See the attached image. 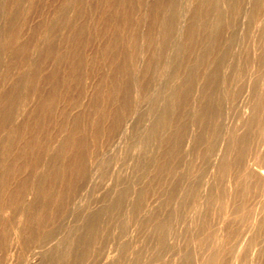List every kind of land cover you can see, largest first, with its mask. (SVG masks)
<instances>
[{"label":"bare ground","instance_id":"bare-ground-1","mask_svg":"<svg viewBox=\"0 0 264 264\" xmlns=\"http://www.w3.org/2000/svg\"><path fill=\"white\" fill-rule=\"evenodd\" d=\"M27 1V7L32 9L46 4L49 6L47 10L53 6L56 9L57 2L61 6L55 13L51 8L49 11L54 13L51 15L40 10L43 14H38L42 18L33 28L30 27L32 34L41 33L43 43H33V46L31 43L35 36L33 40L25 31L24 37L29 39L22 38L21 27L12 25L11 31L7 29L9 33L6 30V36L0 29L4 37L0 38V49H6L9 54L2 74L10 82V87L0 92V264H41L48 252L58 251L64 239H71L72 244L77 242L79 248L75 250L62 244L66 248L59 251V256L57 254L58 257L48 260L45 256L47 261L43 264H63L70 256L75 257L69 264H153L152 261L160 259L159 254L173 242V230L180 213L189 197L192 199L193 193L198 194L194 187L202 180L198 179L201 173L200 176L197 173L208 171L209 161L212 175L205 180L202 174L204 182L198 196L193 198L195 201L192 200L194 206L186 211L189 214L183 221V227L190 234L189 238L186 237L188 235L184 237L195 241V251L187 247L182 250L181 247L176 257L171 253L173 259L164 263L264 264V122L260 121L262 118L254 120L259 111H264V83L258 90L255 85L251 86L254 92L261 86L263 89L257 98L250 91L256 99H250L254 102L246 107H252V112L249 111L245 121L243 117L235 126L222 123L224 109L231 104L224 99L226 96L222 97L224 93L221 91L226 90V85L224 90L220 89L221 95L219 92V82L225 73L222 72L224 59L228 57L230 44L235 43L232 40L238 39L234 38V32L241 24L239 18L243 15L244 0H191L192 10L190 6L185 9L190 10V15L186 17L187 14L182 12L180 20L176 18L179 14L176 13L175 0H46L45 5L43 1L39 5L40 0H4L0 1V9L7 11V22H12L13 18L20 19L16 16L25 12L26 6L25 10L21 6ZM248 1L252 6L247 11V18L258 21L255 25L262 27L260 38L256 34L259 38L256 40L257 48L253 46V33L250 34L251 48L255 47L256 55L263 59L264 0ZM144 7L149 11L143 12ZM68 8L72 10L69 13ZM0 20L3 19L0 17ZM30 20L28 23L35 21ZM250 23L249 26L254 22ZM144 24L147 25L146 30L141 28ZM177 30L180 35L177 44L184 51L183 57H180L182 51L177 52L179 62L177 57L164 65L162 63L166 60H161L162 70L159 71L157 66L158 79L167 78V85H160L155 94L149 93L152 103L143 114V120L147 122L142 124L144 121H139L143 129H134L136 138L133 135L135 139H124L125 147L119 145L124 147V153L119 149L123 156H127L126 159L130 156L127 183L122 185L123 180L122 183L117 180L120 187L114 201L111 198L112 203L102 207L99 202L98 209L86 212L83 231L78 236H71L72 233L77 234L76 231L68 232L53 242L59 219L68 213L70 215L71 204L78 193L93 185H89L93 163L103 157L115 137L129 130L127 122L137 112L138 102L141 99L146 102L147 98L143 97L151 80L154 81L156 62L164 57L167 47L173 45L172 38ZM238 33L240 35L239 30ZM31 49L34 57L28 54ZM140 58L144 61L141 62ZM1 60L3 57L1 59L0 55ZM245 65L242 68L246 70ZM259 65L263 74V65ZM251 66L254 62L248 67ZM238 68L235 73H242L243 69ZM255 70H252L253 75L250 71V80ZM138 74L141 77L137 81ZM247 74L246 71L245 78H241L246 80ZM259 77L253 79L257 78L262 83L264 77L262 80ZM232 78L237 80L236 76H231V82ZM253 79L248 80L258 85V80L257 84ZM236 82L240 83V79ZM229 85L227 88L233 87ZM230 88L235 96L237 93L234 94V89ZM241 88L237 89L244 93L237 90L238 95L246 93L247 88ZM223 99L228 103L226 107ZM238 103L235 106L243 102ZM148 104L142 106L146 108ZM240 108L232 109L240 112ZM230 111L227 110L226 114ZM238 117L242 118L241 115ZM15 120L16 123L12 124ZM232 121L234 123V119ZM254 121L262 125L259 124L258 133L254 128L260 137H255L259 139L252 151L250 140L254 134H249V129L257 123ZM221 123L226 126L224 129ZM185 145L188 148H184L182 153ZM195 176H199L198 183L192 181ZM184 177L193 178H189V183ZM121 179L125 181L124 177ZM103 183L107 181L100 182L101 187ZM91 207L96 205L91 203ZM73 227L76 228L75 225ZM77 228L82 229V226ZM113 235H117L115 237L119 241L112 243L110 240L112 244L105 253L103 243Z\"/></svg>","mask_w":264,"mask_h":264},{"label":"rangeland","instance_id":"rangeland-1","mask_svg":"<svg viewBox=\"0 0 264 264\" xmlns=\"http://www.w3.org/2000/svg\"><path fill=\"white\" fill-rule=\"evenodd\" d=\"M0 1L2 2V1H4V0H0ZM42 1H43V4H44V5H45V3H47L46 0H40V3H38V4H39V5H40V4L42 5ZM151 1H153V0H149V2H151ZM180 1H181V3H180ZM182 1H183V2H182ZM44 2H45V3H44ZM176 2H178V1L175 0L176 11H178V12H176V13L179 14V15L177 14L178 16H176V18H177L178 20H180L179 18L181 17L182 12H183V14L186 13V14H187L186 17H188V16L190 15V13H189L190 10H188V9H189L188 7L190 6V8H191V10H192V6H191V4H190V3H191V0H190V1H189V0H179V3H180V4H179V3H176ZM27 3H29V2H28V1H27V2H24V3H23V6H21V8L24 9V10L27 8V9H26L27 11L25 10L24 13H22V14L20 13V14H18V15L16 16V17H20V19H23V20H20L19 18H18V20H16L17 18H15V20H14V18H13V19H12V20H13L12 22H11V21H10V22L8 21L9 23L7 22V19H6V18H7V13H6V12H7V11L5 12V11H3L4 8H1V9H0V17H1V19H3V20H2V21L0 20V21H1V22H0V29L4 30V31H1V33L4 32V33H2V34H3V36H6V35H5L6 32L8 31L7 33H9V32L13 29V26H12V25H14V26H16V27H21V28H22V29H21V30H22V31H21V36L23 35L22 38L25 39V38L27 37V36L24 37V34H26V32H27L28 37L31 38V39H33V37L35 36V41L31 43V44L34 46V44H36V43H39V42L43 43V42H44V39H43L44 37L41 35V33L38 34V35H36V34L34 35V34H32L33 31H31L32 28L35 26V24H37V22L40 21V18H42V15H41V14H38V13L40 12V13L43 14L44 11H48V12H49L48 15L54 14V13L59 9L58 7L61 6V3L57 2V4H55V5L57 6V8H56L57 10L55 9V6L51 7L52 9L54 8V11H53L51 8L47 10V7L49 8V6H47V4L45 5V6H46V9H45V6H36L37 8L35 7V9H36V10H35V9H32V8H28L27 6H29V4H27ZM185 3H186V4H185ZM183 4H185V5H183ZM187 4H188V6H187ZM24 5L26 6V8L24 7ZM177 5H178V6L181 5L180 8L177 7ZM243 5H244V6H243V15H242L241 18H239V20H240L239 23H241L242 26H241V24H239V25L237 26V29H236L235 32H234V34H235L234 38L237 37L238 39H234V40H232V41H234L235 43L230 44V46H229V51H230V52H228V54H227L228 57H229V55H231V56L229 57V59H228V57L226 56L227 58H225V59H226L227 61L224 59V63H223V65H225L226 69H228V70L226 71L225 67L222 66V70H223L222 72H225V73H224V78H226V80L228 79L230 82H229V81L226 82V80H225V82H224V81H223V80H224L223 77H222L223 80H220V82H219V84H220V83L223 84V86L220 84L222 88H221L220 85H219V92H220V89H221V90H222V89L224 90L223 87L226 85V86H225L226 90L221 91L222 93H224V94H222V97H223V96H226V98H224V99H228L227 101H229L230 104L233 106V107H232V106L229 104V105L231 106V108H230V106L228 105L229 107L224 109V105H225V107H226V104H228V103H227L226 100L223 99V100L225 101V104L223 105V109L226 111V112H224V113L226 114V113H228L227 110H228V111L231 110L229 114H226L227 116H225V114L223 113V114H224V116H223L224 118H223V120H222V123L225 124L226 126H235V125L238 124L240 121H242L241 119H243V117H244L243 120L245 121V119L247 118V116L250 115V112H252V110H250L252 107L250 108L249 106H248V107H246V106H247L248 104L251 105V104L254 102V101H249V100H250V99H252V100L254 99V100H255V99L257 98L258 94H259L260 91H262V89H263L262 86H263V83H264V80H262V78H263L264 76H263V77L260 76V75H264V73H263V72H264V62H263V61H264V58L261 59L258 55H256V54H257L256 48L258 47V46L256 45V44H257L256 40L259 41V38H260V35H259V34L262 35V33H260V32H262V27L260 28V25H259V24H258V25H257V24L255 25V23H259L258 21H256V20L254 21V19L251 20L250 18H249V19H250V21H249V19L247 18L248 16H247L246 14H247V11L251 8L252 3L249 2V1L247 2V0H246V1L244 0V4H243ZM182 6H183V7H182ZM185 6H186V7H185ZM23 7H24V8H23ZM38 7H39V8H38ZM41 7H42V9H40ZM70 8L72 9V7H70ZM70 8H68V10H69ZM178 8H179V9H178ZM182 8H183V10H182ZM186 8H188L187 11L185 10ZM29 9L33 10L34 12L30 10V11H31V13H30ZM38 9H39V10H38ZM71 9L68 11V13H69L70 11H72ZM142 9H143V10H142L143 12L148 10V9H146V7L142 8ZM145 9H146V10H145ZM6 10H7V9H6ZM37 10H38V11H37ZM40 10H42V11L44 10V11L42 12V11H40ZM49 10H52V12H54V13H51ZM184 10H185V12H184ZM148 11H149V10H148ZM2 12H3V13H2ZM32 12H33L34 14H33ZM25 13H27L28 15H25ZM36 13H37V15H36ZM176 13H175V15H176ZM23 14H24V15H23ZM1 15H3V16H1ZM30 15H31V16H30ZM33 15H36V16H33ZM39 15H40L41 17H39ZM4 16H6V17H4ZM24 16H25V17H24ZM28 16H30L31 18L28 17ZM184 16H185V15H184ZM21 17H22V18H21ZM23 17H24V18H23ZM36 17H37V19H36ZM38 17H39V18H38ZM25 18H26L27 20H26ZM32 18L35 19V21H31V20H33ZM4 19H6V20H4ZM29 19H31V20H30L31 23L34 22V25H33V23H32V24H31V23H28V22H29V21H28ZM38 20H39V21H38ZM241 20H243V21H241ZM5 21H6V22H5ZM16 21H18V22L20 21L21 24L18 23V22H16ZM24 21L27 22V23H25ZM251 21L254 22L253 25L258 26V27H255V26H254V29H253V25H251V26H252V28H251V26L248 25V24H251V23H250ZM1 23H2V24H1ZM3 23H5V24H3ZM14 23H15V24L17 23V24L15 25ZM9 24H10V25H9ZM29 24H30V25H29ZM3 25H6V26H3ZM20 25H21V26H20ZM23 25H24V26H23ZM27 25H29V26H27ZM1 26H3V27H1ZM7 26H8V27H7ZM26 26H27V28L29 27V29H27ZM146 26H147V25L144 24V25L141 27V28L144 27L142 30H146V29H147ZM247 26H248V27H247ZM10 27H12V28H10ZM30 27H32V28H30ZM246 27H247V28H246ZM249 27H250V28H249ZM3 28H4V29H3ZM8 28H9L10 31L7 30ZM14 28H15V27H14ZM25 28H26V30H25ZM141 28H140V31H141ZM145 28H146V29H145ZM241 28H242V29H241ZM246 29H247V30H246ZM255 29H257V30L260 29L261 31H257V30H255ZM6 30H7V31H6ZM23 30H24V31H23ZM27 30H30V31L28 32ZM238 30H239V32H240V35H239V33H238ZM254 30H255L256 32H255ZM25 31H26V32H25ZM247 31L249 32V34H248ZM253 31H254V32H253ZM23 32H24V33H23ZM145 32H146V31H145ZM145 32L142 31V33H145ZM178 32H179L178 30H177V32H175L174 35H176V36L173 35L172 42H171L173 45H169L170 47H169V46L167 47L169 53H171L172 48H173L172 46H174V50L172 51V54L174 53V54H173L174 56H173V57L171 56L170 59H169V55H172V54L166 55V53L168 54V51H166L164 57H163V56L161 57V58H163V59L159 58V59L157 60V62H156L157 65H155V68H154V69L156 70V71L154 70V71H155V72H154V75H155V76L153 75L154 79L152 78L154 81L151 80V83H150L151 85L149 84V87H151V89L148 87V90H149V91L151 90L152 92H151V91L149 92V91L146 89L145 91H146L147 94H145V96L143 97L144 99L147 98V99H146V102H147V103L145 102V100H142V99H141L140 101H141L143 104H142L140 101L138 102V104H137V112H136L135 115H134L132 118H130V119L128 120V122H127V124L129 125V130H128L126 133L119 134L117 137H115L117 140L114 138V143H113V145L110 147L111 150H110V148H109V149L106 151L107 154L105 153V154L103 155L102 158H100L99 160H97V162H96V164L98 163L97 165L95 164V162L93 163L92 168H91V174H90V175H91V176H90L91 179H90V184H89V185L93 184L94 186H93V185L88 186V187L86 186L83 190L80 191V193H78L77 197L73 200V202H72V204H71V210L69 211V212H70V215H68V214H69V213H68L67 216L65 215V217H62V218L59 219V222H58V225H57L58 227H57L56 230H55V235H56V236L54 237L53 242H56L59 238L65 236V235H67V234H69L70 232L72 233V232H74V231H76V232H78V233L76 234V233L74 232L75 234L72 233L71 236H72V237L78 236V234L81 233V232L83 231V227H84L83 224L85 223L84 218H86L87 213H88L89 211L91 212L92 210H96V208L98 209V204H100V203H101V204H100V207H102L103 205L109 204L108 202H111V203H112V200H113L114 197L116 196V193H117L116 191H117L118 188L120 187V185H119V181H121V183H122V180H123V184H122V185H124V184L127 183L128 180H127L126 178H127V176L129 177V172H130V167H129L130 164H128V163H129V160H128V159H129L130 156H128L127 159H126L127 156H125V157L123 156V153L125 152V151L123 150L124 147H125V142H126L128 139H135V138H136V137H135V133H136V131L139 130V129H143V128H142L143 126L141 125V123H142L143 121H144V122H143L142 124H144V123L147 122L146 119L143 120V114L146 113V111L148 110L149 106L151 105L150 102L152 103V100H151L152 97H151L150 95H151L152 93H154V94L157 93L156 91L158 90V87H159L160 85H165V84L167 85V80H166L167 78H163V80H162V77H160V79H158L159 74H158L157 72H159V71L162 70V68H161V70H160V67H162L164 64L168 63V62H169L171 59H173L174 57H175V58L177 57V58H176L177 60H178V58H179L178 56L181 55L180 57H181V58L183 57L182 54H184V51L181 50L180 47H179L180 45L178 46V44H177V43H178L177 41H178L179 36H180ZM1 33H0V38L3 37ZM29 33H30V34H29ZM245 33H246L248 36H247V35L245 36V35H244ZM252 33H253V36H254V37H252V39L255 40V41H254V45L252 44V40H251V37H250V34H252ZM254 33H255V34H254ZM256 34L259 35V36L257 35L259 38L256 36ZM29 35H30V36H29ZM32 35H33V36H32ZM236 35H237V36H236ZM242 35H243V36H242ZM31 36H32V37H31ZM39 36H40V39H41V40H40L39 38H37V37H39ZM239 36H240V38H239ZM244 36H245V37H244ZM28 37H27V38H28ZM41 37H42V38H41ZM241 37H242V38H241ZM243 37H244L245 39H244ZM248 37H250V38H248ZM3 38H4V37H3ZM3 38H1V39H3ZM29 38H28V39H29ZM257 38H258V39H257ZM42 39H43V40H42ZM240 39H241L242 41H241ZM33 40H34V39H33ZM33 40H31V41H33ZM235 40H237V41H235ZM238 40H239V41H238ZM247 40H248V41H247ZM250 40H251V41H250ZM42 41H43V42H42ZM244 41H245V43H244ZM246 41L249 42V43H247ZM33 43H34V44H33ZM171 43H170V44H171ZM234 44H236V46H235ZM175 45H176V46H175ZM252 45L256 47V48L254 47L255 50L253 49V47L251 48ZM231 46H232L233 48L235 47L234 50L232 49ZM176 47H179V48L176 49ZM246 47H247L248 50H249V48H250L251 51H248V50L246 49ZM230 48H231V49H230ZM241 48H242V49H241ZM88 49H89V48H88ZM175 49H176L177 51H176ZM178 49H180L181 51H178ZM0 50H1V49H0ZM235 50H236V51H235ZM1 51H2L3 53H2ZM1 51H0V52H1V53H0V55H1V59H2V57H3V60H4V59H5V60H4V61L1 60L3 63H1V65H0V71H2V70L4 71V68H5L4 65H6V62H7V60H8L7 58H9V56H7V55H9V54L7 53L6 49H5L4 51H3V49H2ZM31 51H33V50L31 49V50L28 52V54H29ZM182 51H183V52H182ZM241 51H242L243 53H242ZM252 51H253V54H251ZM175 52H176V53H177V52H178V53H179V52H180V53L182 52V53H181L180 55H178V53L176 54ZM4 53H5V54H4ZM231 53H232V54H231ZM241 53H242V54H241ZM254 53H255V55H254ZM3 54H4L5 56H4ZM175 54H176V55H175ZM29 55H31L30 57H34V56H35L34 52L30 53ZM177 55H178V56H177ZM165 56H168V57H165ZM253 56H254V57H253ZM167 59H168V60H167ZM176 59H174L173 61H175ZM259 59H261V60H259ZM161 60H162V62H163V60H166V61H164L165 63H162L163 65L160 63ZM177 60H176V61H177ZM239 60H240V61H239ZM241 60H243V62H242ZM248 60L250 61V63H249ZM262 60H263V61H262ZM1 61H0V62H1ZM140 61L142 62V61H144V60L140 58ZM158 61H159V64H158ZM167 61H168V62H167ZM171 61H172V60H171ZM176 61H175V62H176ZM237 61H238L239 63H238ZM256 61H257V63L263 65V67L261 66V67L263 68V72H262L263 74H261V70H262V69L260 70V68H259L260 65L258 64V65H257L258 67L255 66V65L257 64ZM4 62H5V63H4ZM177 62H179V60H178ZM235 62H237V63H235ZM241 62H242V63H241ZM251 62H254V66L248 67V66H250ZM246 63L249 64V65L247 66ZM3 64H4V65H3ZM232 64L234 65V68H233V69H232V66H233ZM241 64H242V65H245V64H246L244 68H247V69H246V70L243 69V68H242L243 66H242ZM161 65H162V66H161ZM226 65H227V66H226ZM231 65H232V66H231ZM235 65H236V66H235ZM252 65H253V63H252ZM157 66H159V71H157V69H158ZM228 66H229V68L231 69V71H230V69L228 68ZM230 66H231V67H230ZM237 66H238V67H241V68L243 69V70H241L242 73H243V71H244L243 74H242L241 72H239V73H235V72L239 71V70L235 71L236 68H237V69H240V68H238ZM246 66H247V67H246ZM235 67H236V68H235ZM252 67H253V68L256 67V68H259V69L257 70V69L255 68V69H256V70H255V69H252ZM2 68H3V69H2ZM223 68H224L225 70H224ZM248 68H249V69H248ZM250 68H251L252 70H255V73H257V75H255V73H254V76H255V77H257V78H258L259 76L261 77L262 83H260L261 81L258 80L257 78L254 80V79H253V78H255L254 76H251V80L253 79V81H256V82H257V80H258V82L260 81L259 84H258V82H257L258 85H256L255 82H254V83H250L251 80H250L249 77H250L251 74L253 75V71L250 70ZM233 70H234V71H233ZM3 71L1 72V74L3 73ZM246 71H247V73H248L247 75H249V76L246 77V80H245V79H242V78H243L244 76H246V75H244V74H246ZM250 71H251V74H250ZM257 71H258V72H257ZM226 72H230V73L234 72L235 74L233 73V75H231L230 73H226ZM259 72H260V73H259ZM240 73H241V74H240ZM1 74H0V81H3V79H4L3 83H5V84H3L2 82H0V83H1V84H0V92H2L3 90L7 89L6 87H8V88L10 87V85H9V84H10L9 80H8L7 78L3 77V74H2V76H1ZM225 74H226V75H225ZM227 74H228V75H227ZM236 74H238V76L240 77L239 79H240V83H241V84H240L239 82H236V81H239V79L237 78V75H236ZM239 74H240V75H239ZM140 75H141V74H138L139 77L137 76V77H138V78H136L137 81H138L139 78L141 77ZM230 75H231L232 77H233V76H234V77L236 76L237 80H236L235 78H234V79L232 78V82H231V79H230L231 76H230ZM243 75H244V76H243ZM222 76H223V73H222ZM225 76H230V77L227 78V77H225ZM241 76H242V78H241ZM156 77H157V78H156ZM260 77H259V79H260ZM155 78H156V79H155ZM222 78H221V79H222ZM244 78H245V77H244ZM247 78H248L250 81H249ZM164 79L166 80V83H162V82H165ZM263 79H264V78H263ZM6 80H7V81H6ZM234 80H235V82H234ZM241 80H243V82H241ZM244 80H245V81H244ZM5 81H6V82H5ZM155 81H159V82H155ZM160 81H161V82H160ZM246 81H248V82L250 83V84L248 83L249 86H248V84H246V83H247ZM253 81H252V82H253ZM8 82H9V83H8ZM222 82H223V83H222ZM228 82H229V83H228ZM233 82H234V84H233ZM159 83H161V84H159ZM226 83L230 84V85L233 86V87H232V88H230V87L227 88V85H228V84H226ZM236 83L238 84L237 86H236ZM243 83H244L245 85H244ZM242 84H243L245 87H244ZM252 84H253V85H252ZM4 85H5V86H4ZM152 85H153V86H152ZM154 85H155V86H154ZM230 85H229V86H230ZM241 85H242L243 87H242ZM254 85L257 87V88H256L257 90H258V88L260 87V85H262L261 88H260L261 90L259 89V91H257V90L255 89V92H254V89H253L254 87H253V88L251 87V86H254ZM235 86H236L239 90H240L241 87H242V88H247V89H246V93H247V94L245 93V94L241 95V94L244 93V92H243V91H239L237 88H235ZM238 86H239V87H238ZM246 86H247V87H246ZM1 88H3V89H1ZM229 88H230V89H234V94H235V92H236L237 94H236L235 96H233V90H232V94H231V91L229 90ZM242 88H241V89H242ZM227 89H228L229 91H228ZM235 89H236V91H235ZM250 89H252V90H250ZM237 90H238L241 94L238 95L239 92H238ZM242 90H245V89H242ZM227 91H228L229 93H226ZM247 91H248V92H247ZM250 91L253 92L252 95L255 94L256 98H255L254 96L250 95V94H251ZM221 92H220V95H221ZM249 92H250V93H249ZM256 92H257V93H256ZM258 92H259V93H258ZM149 93H151V94H149ZM148 94H149V96H148ZM225 94H227V95H225ZM228 94H230L232 97H235V98H233L234 101H233L232 98H230L231 96H229ZM246 95H248V96L246 97ZM250 96H251V97H250ZM150 97H151V98H150ZM148 98H149V100H148ZM230 99H232V100H230ZM235 99H237V100H235ZM147 100H148V101H147ZM231 101H232V102H231ZM238 102H241V103H242V102H243V103L245 102V103H246V104L244 103L245 106L242 105L243 103H242L241 105H239V106H241V107H244L243 109L240 108L239 106H238V107L235 106V105H237V104H240V103H238ZM148 103H149V104H148ZM235 103H237V104H235ZM140 104H142L143 106H144V104H146V106H147V104H148V107L145 106L146 108H144V107H143L142 105H140ZM233 104H234V105H233ZM138 106H139V107H138ZM234 106H235V107H234ZM229 108H230V110H229ZM232 108H233V109H234V108H237V109L240 108L241 111L243 112V114H242L241 111H240V112H241V113H240L237 109H235V111H234ZM247 108H249V109H247ZM143 109H144V110H143ZM240 109H239V110H240ZM246 109H247L248 111H247ZM224 110H223V111H224ZM263 110H264V109H263ZM138 111H139V115H140V116L137 114ZM232 111H234V112L238 111L240 114H239L238 112L233 113ZM245 111L248 112L249 114H248V113L245 114V113H246ZM249 111H250V112H249ZM231 112H232L233 114H232ZM259 112H260V111H259ZM259 112H258L256 115H258V116H260V117L255 116L256 118H254V120H259L260 118H262V119H260V121L262 120V121L264 122V120H263V119H264V117H263V116H264V113H263L264 111L261 110L260 115H259ZM230 114H232V115H230ZM244 114H245L246 116H242V115H244ZM261 114H263V115L261 116ZM136 115H137V116H136ZM233 115H234V116H233ZM236 115H237V116H236ZM240 115H241L242 118L238 117V116H240ZM147 117H148V116H147ZM231 117H233V118H231ZM141 118H142V119H141ZM230 118H231L232 120L234 119V123H233L232 120H230ZM235 118H237V119L239 118L238 121H237V120L235 121ZM258 118H259V119H258ZM227 119H229V120L227 121ZM140 120H141V121H140ZM142 120H143V121H142ZM139 121H140L141 123H139ZM132 122H133V123H132ZM136 122H138V124H140L141 127H140L139 125H137ZM230 122H231V123H230ZM235 122H236V123H235ZM256 122H257V121H254V123H256ZM263 122H262V123H263ZM15 123H16V120L13 121L12 124H15ZM130 123H131V124H130ZM134 123H135V124H134ZM222 123H221V127L224 129L226 126L223 125ZM229 123H230L231 125H230ZM254 123H253V124H254ZM257 123H258V124H257ZM257 123H256L255 125H257L258 127H256L255 125H253L254 127L252 126V127L249 129V130H250V131H249V132H250L249 134H252V135L254 134V136L251 135L253 139L251 138V140H250V142H251V144H252L251 147L253 148L252 151L255 150L254 147H256V146H255V145H256V142H257V140L259 139V138H255V137H260V136H259L260 134L258 135V134H256V132L258 133V131H259L258 129H259V127H260L262 124L259 123V121H258ZM133 124H134V125H133ZM259 124H261V125H259ZM131 128H133V129H131ZM254 128L256 129V132H255V129H254ZM257 128H258V129H257ZM130 129H131V130H130ZM134 129H135L136 131H135ZM257 130H258V131H257ZM244 132H245V131H244ZM252 132H253V133H252ZM133 135H134L135 138L133 137ZM119 136H120V137H119ZM124 139H125L126 141H125ZM255 139H256V141L254 142ZM123 140H124L125 142H124ZM116 141H117V142H116ZM128 141H129V140H128ZM252 142H253V143H252ZM119 143H121V144H119ZM254 143H255V144H254ZM114 144H115V145H114ZM119 145H122V146H124V147L122 148V146H121V148H120ZM185 146H186V147H185ZM185 146L182 147V150H181L182 153H183L184 148H185V150H187V148H188L187 145H185ZM188 146H189V145H188ZM117 147H118V149L116 150ZM119 149L122 150L123 153H122ZM118 150H119V151H118ZM185 150H184V151H185ZM114 153H115V154H114ZM116 153H117V154H116ZM132 154H134V152H132ZM114 155H115V156H114ZM117 155H119V157H118ZM116 156H117V157H116ZM112 157H113V158H112ZM114 157H115V158H114ZM118 158H121V160L118 159ZM115 159H116L119 163H116L117 161H116ZM126 160H128V161H126ZM99 161H100V162H99ZM115 161H116V162H115ZM123 162H124V164H125V162H126L128 165L126 164V166H125V165L123 164ZM209 162H210V161H209ZM209 162L207 163V165H208V167L210 168V163H209ZM121 163H122L124 166H123ZM207 165L204 166L205 169H207ZM103 168H104V169H103ZM125 168H126V169H125ZM209 168H208V171L205 170L206 172H203L204 170H201L202 172L200 171V172L197 173L199 176H200V173H201V178H200L199 176H195L194 178L192 177L193 179H192L191 177H184V178H185V181H186V182H189V183L191 182V181L189 180V178L192 179V181L194 180V181L197 182V183L199 182L200 179L202 180L201 182H199L200 184L198 183L199 185L196 184V187H194V190L197 189L198 192H197L196 190H195V191H196L198 194H199V190H200V185H201V183L204 182L203 179L206 178L205 180H207V179L210 178V176L212 175V171L209 170ZM92 169L94 170L95 173H94V172L92 173V171H93ZM101 169H102L103 171H102ZM119 169H120V170H119ZM99 170H100V171H99ZM128 170H129V171H128ZM124 171H125L126 174L123 173ZM96 172H97V173H96ZM114 172H117V174H114ZM207 172H208V173H207ZM203 173H204V175H205V176H204L205 178L202 177V174H203ZM94 174H95L96 176H95ZM118 174H120V175L122 174L123 176H122V175L119 176ZM127 174H128V175H127ZM100 175H101L102 177H104L105 179L102 178V177H100ZM124 175H125V176H124ZM126 175H127V176H126ZM115 176H116L117 178H116ZM92 177H93V178H92ZM122 177L125 178V181H124V179H121V180H120V178H122ZM197 177H199V178H198L199 180L197 179ZM95 178H96V179H95ZM109 178H115V179H111V180H110ZM195 178H196L197 180H196ZM99 179H100V180H99ZM97 180H98V181H97ZM115 180H116V181H115ZM117 180H119V181L117 182ZM93 181H94V182H93ZM102 181H103V182L107 181V183H109V184L106 183L108 186H107L105 183H103L104 186L102 185V187H103V188H102V187H101ZM194 181H193V183H194ZM100 182H101V184H100ZM124 182H126V183H124ZM94 183H97V184H94ZM114 183H115V184H114ZM116 183H117V185H116ZM111 184H113V185H111ZM99 185H100V186H99ZM105 185H106V186H105ZM109 185H110V186H109ZM92 186H93V187H92ZM111 186H112V187H111ZM114 186H115V187H114ZM95 187H96V188H95ZM106 187H108V188H106ZM110 187H111V188H110ZM113 187H114V190L111 191V189H113ZM109 188H110L111 195H110V192H109V194H108V189H109ZM90 189H91L92 192L90 191ZM106 191H107V192H106ZM113 191H114V192H113ZM195 191H194V192H195ZM90 192H91V193H90ZM104 193L107 194V195H105ZM112 193H113V196H112ZM87 194H88L89 196H88ZM96 194H97V195H96ZM98 194H99V195H98ZM114 194H115V195H114ZM198 194L196 195V193H195V194L193 193V195H191V198H192V199H190V197H189V200H188V202H187L185 208L182 210L183 213H182V212L180 213L181 216H180V219H178L179 221L177 220V224H176V225H178V224H179V225L181 224V225H180V226H176V225H175L176 228L178 227L177 229L174 227L175 230H173V234H174V236H173V237H174L173 242H172L171 244H169L166 248H164V249H163L164 251H162V252L159 254V258H160V259L157 258L156 260L152 261L153 264H154V263H156V264H159V263H160V264H161V263H162L161 260H163L164 257H165V259L163 260V263H162V264H165V263H164L165 260L169 261L170 259H173V257H174L175 254H176V255H175V257H176V256L178 255V253L181 252V250H180L181 247H182V250H184V249L187 247L186 249L191 250V251H195V250H194V248H195V247H194V245H195V244H194L195 241H192V240L189 241V240H187V238L190 237V234H189V232L185 229V227H183V223H184L183 221L187 218V216H188V214H189V212L186 213V211H187L189 208L191 209V208L194 206V204H195V202H193V201H195L193 198H196V197L198 196ZM79 195H80V196H79ZM92 195H93V196H92ZM95 195H96V196H95ZM108 196H109V197H108ZM78 197H79V198H78ZM95 197H96V198H95ZM87 198H89V201L91 200L92 202H91V201L88 202ZM107 198H108V199L110 198V199H109L110 201H109ZM111 198H112V200H111ZM99 199H101V200L103 199V200L100 201ZM77 200H78V201H77ZM93 200H95V203H94ZM192 200H193V201H192ZM104 201H106L107 203L104 202ZM113 201H114V200H113ZM191 201H192V202H191ZM99 202H100V203H99ZM102 202H104L105 204H103ZM91 203H92V205H93V204L96 205V207H95V208H92V207H91ZM96 203H97V204H96ZM190 203H191V204H190ZM73 207H74V208H73ZM85 208H86V210H84ZM89 208H90V209H89ZM88 209H89V210H88ZM190 209H189V210H190ZM72 211H73V212H72ZM83 211H84L85 213H83ZM86 212H87V213H86ZM184 212H185V213H184ZM75 213H78L79 215L76 216ZM71 214H72V215H71ZM74 215L76 216V218H75ZM83 216H85V217H83ZM184 216H185V217H184ZM183 217H184V218H183ZM78 218L80 219V221H79ZM77 219H78V220H77ZM81 219H82V220H81ZM182 219H183V220H182ZM76 220H77L78 222H80L81 224L78 223ZM83 220H84V221H83ZM61 221L63 222V224L61 223ZM75 221H76V222H75ZM83 222H84V223H83ZM76 223H77V224H76ZM82 223H83V224H82ZM59 224H60V227H59ZM74 225H75L76 228L73 227ZM77 225H78V226H77ZM61 226H62V228H61ZM81 226H82V229L77 228V227H80V228H81ZM58 228H60L59 231H58ZM70 228H71V229H70ZM179 228H180V230H178ZM183 229H184V230H183ZM68 230H69V231H68ZM185 231H186V232H185ZM66 232H67V233H66ZM68 232H69V233H68ZM65 233H66V234H65ZM180 233H181L182 235H181ZM175 235H176V236H175ZM184 235H188V236H186L187 238H185ZM113 236H114V237H113ZM113 236H112L113 238L110 237V238H108V240L105 241V242L108 241V242L106 243L107 245L105 244V242L103 243V247L105 248V249H104V250H105V253H108V250H107V249H108V247H109L110 244L119 241L118 238L115 237V236H117V235H113ZM183 237H184V238H183ZM115 238H116V239H115ZM113 239H115V240H113ZM183 239H185V240H183ZM66 240H67L68 242H67ZM70 240H71V239H70ZM70 240H68V239H64L65 242L63 241L62 244L65 245V246H67V247H68V245H69V246L73 247L75 250H77V249L79 248L80 244H76L77 242H75V241H73V244H72V242H70ZM110 240H111L112 243L110 242ZM112 240H113V241H112ZM181 240H182V241H181ZM186 240H187V241H186ZM185 241H186V242H185ZM188 241H189V242H188ZM191 241H192V244H191ZM78 242H79V241H78ZM187 242H188V243H187ZM68 243H69V244H68ZM62 244H60V245L58 246V248H59L58 251H57V249H55L54 252H52V251L48 252L49 254H46V255H45L47 258L44 256V259L42 258V260H44V261L42 262V260H41L40 263L43 264V263L45 262L46 259H47V260H48V259H53V257H54V259H55L56 257H58L59 254H60L59 251H62V249L64 250V249L66 248V247L63 246ZM104 244H105V245H104ZM193 244H194V245H193ZM61 245H62V247H61ZM170 245H171V246H170ZM177 245H178V247H177ZM174 246H175V247H174ZM60 247H61V250H60ZM64 247H65V248H64ZM172 250H173V251H172ZM55 251H56V253H55ZM167 251H168V252H167ZM170 251H171V252H170ZM174 251H175V252H174ZM57 252H58V253H57ZM163 252H166V253L164 254ZM162 253H163V254H162ZM169 253H170V254H169ZM171 253L174 254V255H172ZM50 254H51V255H50ZM57 254H58V256H57ZM161 254H162V255H166V254H168L171 258H169L168 255H166V256H162ZM52 255H53V256H52ZM160 255H161L162 257H161ZM171 255H172V256H171ZM71 257H72V259H71ZM74 257H75V256L67 257V258L64 260V263H63V262H62V263H63V264H69V263H71L72 261H74V259H73ZM45 258H46V259H45ZM69 259H70V260H69ZM168 259H169V260H168ZM47 260H46V261H47ZM159 260H160L161 262H160ZM167 261H166V262H167ZM65 262H66V263H65ZM68 262H69V263H68ZM158 262H159V263H158ZM168 263H169V262H167L166 264H168ZM169 264H170V263H169Z\"/></svg>","mask_w":264,"mask_h":264}]
</instances>
